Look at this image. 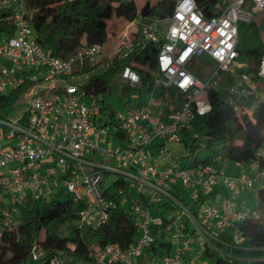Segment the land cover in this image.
<instances>
[{
    "label": "built area",
    "instance_id": "1",
    "mask_svg": "<svg viewBox=\"0 0 264 264\" xmlns=\"http://www.w3.org/2000/svg\"><path fill=\"white\" fill-rule=\"evenodd\" d=\"M7 10L14 33L0 42V94L25 87L27 102L15 119L0 115V238L15 226L17 206L25 198H48L63 184L73 202L82 205L78 218L82 227L97 232L116 209L131 212L135 218L138 237L133 244L126 249L118 244L95 248L87 264H204L198 263L203 249L216 251L217 236L251 212L233 217L231 208L239 194L260 177H232L213 164L183 167L170 145L197 139L193 125L210 112V91L224 89L236 111L264 98L252 75L241 71L242 64L235 61L239 23L253 22L264 11V0H220L210 17L195 0H175L169 25L143 26L140 41L159 44L153 63L156 85L162 82L181 98L161 111L150 106L127 107L114 112L111 124L96 105L87 103L83 88L91 75L100 74L105 56L102 46L84 47L67 59L54 57L34 40L22 0H0V12ZM127 44L114 58H128L134 45ZM200 56H207L213 69L198 77L189 67ZM121 71L125 87L143 88L139 72L128 65ZM226 75L231 82L223 87ZM257 77L264 80V56ZM150 104L159 102L150 100ZM262 159L264 146L252 166L260 169ZM259 172L264 175V168ZM109 174L118 175L123 184L102 188L103 177ZM129 183L137 187L136 199L129 194ZM220 186L229 197L208 203L209 195ZM4 193L15 199L10 209L5 207L10 203ZM188 199L196 205L194 210ZM152 229L167 232L172 251L142 259L144 250L155 243ZM196 237L199 248L188 258ZM29 254L40 261L46 250L33 245ZM60 255L49 263L66 264Z\"/></svg>",
    "mask_w": 264,
    "mask_h": 264
},
{
    "label": "trees",
    "instance_id": "2",
    "mask_svg": "<svg viewBox=\"0 0 264 264\" xmlns=\"http://www.w3.org/2000/svg\"><path fill=\"white\" fill-rule=\"evenodd\" d=\"M137 0H22L25 17L32 28L34 40L54 57L67 59L78 50L100 44L104 50L109 42L107 21L113 17L126 23L140 16ZM150 2L151 0H144ZM198 7L207 16H214L215 6L220 0H195ZM175 0H160L150 11L157 20H166L172 13ZM9 10L0 12V37L14 33L9 24ZM147 18L142 17L141 21ZM248 25H254V22ZM239 25L237 51L245 55L246 72L252 75L258 88L264 92V80L257 77L259 61L264 56V48H241L243 28ZM140 25L130 35L133 52L127 59L115 58L104 72L91 75L83 85L87 98L97 97L108 92L113 75L125 66H131L145 83L150 79L153 63L159 50V44L140 41ZM85 72H88L85 70ZM231 78L224 76L222 86L229 84ZM24 88L0 94V115L18 104L24 97ZM211 110L194 122L195 131L203 137L207 150L205 159H193L182 165L190 167L197 164H213L221 167L226 162L251 164L257 151L264 146V98L249 101L238 111L228 103L225 90L208 93ZM109 107L99 106L98 111L111 123L114 112ZM250 111L251 114L248 113ZM102 118L99 117V121ZM196 126V127H195ZM191 147V153L196 147ZM198 148V147H197ZM189 156H187L188 158ZM222 160H218V158ZM264 168V159L260 169ZM123 184L117 178L113 186ZM257 203L244 218L233 221L225 232L217 236V250L204 249V256H212L213 264H264V185L258 187ZM82 205L73 202L64 190H58L48 198L32 200L25 198L17 206L16 224L11 230L3 232L0 238V264H50V259L59 254L64 263L87 264L95 248L107 244H118L122 249L133 244L138 232L131 212L116 209L111 212L108 222L97 232L78 223ZM257 215L255 217L254 215ZM42 232L44 239H40ZM155 243L144 250L143 258H160L172 251V245L166 240L167 232L152 229ZM37 245L46 250V256L40 261L32 260L30 247Z\"/></svg>",
    "mask_w": 264,
    "mask_h": 264
},
{
    "label": "rangeland",
    "instance_id": "3",
    "mask_svg": "<svg viewBox=\"0 0 264 264\" xmlns=\"http://www.w3.org/2000/svg\"><path fill=\"white\" fill-rule=\"evenodd\" d=\"M160 0H151L150 2H146L144 0H137L138 9L142 12L143 9L146 7L148 8V12L150 13L151 9L154 7L155 4ZM140 12V15H141ZM147 18L145 21H143L142 25H152L157 24L161 28H166L169 25V21L166 20H157L155 16L148 14L145 16ZM116 19V18H112ZM138 21H141V18L139 16ZM108 22L107 31L112 36L114 25H112V21L110 20ZM254 25H248L247 23L240 22L239 25H241L243 28V37H242V43L241 48L243 50L247 49L248 47H256V48H264V11L256 14L253 19ZM124 27V26H123ZM130 30L125 31L124 34H121L119 36L118 41H114L113 45V51L111 54H108L107 56H104L102 65L100 68V73L104 72L109 66L111 65L112 57L114 58L117 56V53H119L125 45H129L127 43L132 42V40L129 38L130 36ZM8 36H1L0 42H3L7 40ZM133 43V42H132ZM116 53V55H114ZM117 58V57H116ZM236 63L243 64L246 61V57L244 54L239 56L236 60ZM191 71L198 77H201L202 74H206L207 72L211 71L213 69V62L207 57V56H200L198 57L194 63L189 67ZM244 69V68H242ZM240 69V70H242ZM122 71H117L109 83V90L108 92L100 95L97 97V101L93 98H87V103H93L97 106H104L109 107V110H113V112H119L124 111L127 107H136V106H150L152 109L154 108L156 111H161L162 108L168 109L172 106H175L178 103V100L181 98L180 95L171 87H167L160 82L156 85V81L154 77H150L149 80H147L143 88H132V87H125V85L122 84L120 76ZM87 80V79H86ZM9 91L4 92V94H7ZM150 100L157 101L159 104L157 106H153L150 104ZM27 99L24 97L18 104L13 106L11 109L7 110L5 113L2 114V117L5 119H15L19 115L22 114L23 110L26 107ZM249 114L250 111H248ZM108 115V113H102L101 115ZM196 127V126H195ZM196 129V128H194ZM196 135L198 136L195 141L192 140H186L189 145L197 146L198 144H201L203 141V137L200 136V133L196 131ZM181 138V137H180ZM181 140H183L181 138ZM170 148L173 151L174 157L179 161L181 165L191 163L193 159H205L207 155V150L201 149V148H195L193 149V152L191 153V147L184 145L182 142L174 143L170 145ZM187 156H189L187 158ZM108 163H111L109 161ZM224 168L231 173L235 174H241L244 176H249L256 180L258 177L259 180L255 183V187L253 189H257L258 187H261L264 185V175H262L258 169L252 166V164L248 163H242L237 164L233 162H227L224 163ZM9 168V167H7ZM133 173V172H130ZM118 178V175L116 174H109L104 175L103 177V184L101 185L102 188L108 187L113 184V182ZM129 194L131 195V198L136 199L138 197L137 193V187L134 185V183H129ZM59 189L64 190L63 184H60ZM180 192L183 195H186L185 189H180ZM66 193V191H65ZM3 197L7 199L10 203V205L5 206L6 209H10L13 207L15 203V199L7 194H3ZM188 203L190 205V209L194 210L196 208V205L194 203H191V201L188 199ZM197 238V237H196ZM40 239H44V233L42 232ZM198 240V239H197ZM204 248V247H203ZM204 250V249H203ZM215 261L214 257L212 256H202L201 258H198V263H204V264H213Z\"/></svg>",
    "mask_w": 264,
    "mask_h": 264
},
{
    "label": "crops",
    "instance_id": "4",
    "mask_svg": "<svg viewBox=\"0 0 264 264\" xmlns=\"http://www.w3.org/2000/svg\"><path fill=\"white\" fill-rule=\"evenodd\" d=\"M111 21H112V25H114L115 29L113 30L114 34L112 36L109 34V42L104 48L105 56H107L108 54H111V52L113 51L114 41L115 40L118 41L119 36L121 34H124L125 31L130 30L131 32L129 34L131 35L133 32H135V30H137V26L138 25H140V29L144 26V25H142L143 21H138V19L133 21V22H131V23H126V22H124V21H122L120 19H110V22ZM107 27H108V22H107ZM129 38H130V36H129ZM112 59H115V58L112 57ZM246 67H247V64L243 63L242 64V68H244V69L241 68L242 69L241 71H246ZM151 77H154V72L153 71L151 73ZM221 168L229 176H232V177L244 176V175H241V174L237 175L235 173H231L230 171H228V170H226L224 168V165H222ZM254 187L255 186H253L251 189L243 191L235 199V202H234V204L232 205V208H231V211L233 212V215H232L233 217H235L236 213H242V212H244L246 210L252 211L254 209V207H255V205L257 203L256 193H257V189H258L257 188L255 190V189H253ZM229 195H230V193L227 190H225L223 187H221V186L220 187H216L215 190L213 191V193L211 195H209V197L207 199V202L210 203V204L211 203L215 204L218 201H220V199H222V198H228ZM198 248H199V240H197V238H195V242L192 245V250L187 255L188 258H190V256L192 254H194L195 251Z\"/></svg>",
    "mask_w": 264,
    "mask_h": 264
},
{
    "label": "water",
    "instance_id": "5",
    "mask_svg": "<svg viewBox=\"0 0 264 264\" xmlns=\"http://www.w3.org/2000/svg\"><path fill=\"white\" fill-rule=\"evenodd\" d=\"M148 14H149V12H148V8L146 7V8L143 9V11L141 12L140 17L142 18V17H144V16H147Z\"/></svg>",
    "mask_w": 264,
    "mask_h": 264
}]
</instances>
